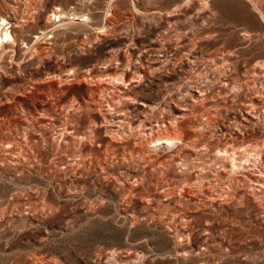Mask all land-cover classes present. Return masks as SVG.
Returning <instances> with one entry per match:
<instances>
[{
	"label": "rangeland",
	"instance_id": "obj_1",
	"mask_svg": "<svg viewBox=\"0 0 264 264\" xmlns=\"http://www.w3.org/2000/svg\"><path fill=\"white\" fill-rule=\"evenodd\" d=\"M0 15L17 36L0 44V264H264V125L235 121L242 102L264 99V0H0ZM117 66L134 83L106 106L116 125L180 120L189 91L207 96L189 113L203 115L197 146L146 182L145 161L120 159L135 143L126 125L114 134L118 161H83L109 151L105 127L90 130L100 117L90 88L116 86ZM15 113L25 127L7 122ZM222 165L231 178L217 176ZM209 179L214 202L184 195Z\"/></svg>",
	"mask_w": 264,
	"mask_h": 264
},
{
	"label": "bare ground",
	"instance_id": "obj_2",
	"mask_svg": "<svg viewBox=\"0 0 264 264\" xmlns=\"http://www.w3.org/2000/svg\"><path fill=\"white\" fill-rule=\"evenodd\" d=\"M257 1V0H256ZM210 2V1H209ZM205 4V3H204ZM208 4V2H207ZM83 17V15H81ZM51 17L53 18L54 17V20H56L57 22L58 21H61L62 20V14L61 13H58L56 11L52 12L51 13ZM65 18V16H63ZM69 17V16H68ZM82 17H81V20H82ZM79 18V17H78ZM77 18V19H78ZM80 19V18H79ZM6 17L4 16H1L0 15V44L1 46L3 47H7L9 45H12L15 41V38L17 36H14L15 34L9 30V28H6L5 25L8 24L7 21H6ZM61 26V25H60ZM45 37V36H44ZM11 48V47H9ZM41 48V47H40ZM41 49H44V48H41ZM36 50V49H35ZM43 51V50H42ZM50 51V50H49ZM39 52V51H38ZM48 52V51H47ZM34 55V54H33ZM116 56V55H115ZM117 59H119L118 55L116 57ZM114 59V58H113ZM112 59V60H113ZM121 60V59H119ZM133 60V59H132ZM112 62V61H111ZM114 62V61H113ZM122 62V61H120ZM130 63V61H128ZM128 63V65L126 66H130ZM121 64V63H120ZM123 64V63H122ZM121 64V65H122ZM131 64V63H130ZM226 64V63H225ZM225 64L222 66V77L220 78V82L223 84L224 88H227L229 87L232 83L231 81L232 80H229L227 79L228 78V75L226 73L227 71V67L225 66ZM120 65V66H121ZM125 65V64H124ZM123 65V66H124ZM133 65V63H132ZM227 65V64H226ZM131 67V66H130ZM229 68V67H228ZM113 69V68H112ZM117 72L121 71V78H118V81L116 82V86L114 87H111L109 86L108 84H103V83H99V84H96L97 86L96 87H89L90 88V91L93 95H95L96 97V100L94 101V107H96V109H99L100 110V117H96V121L91 124V131L92 133L95 135L96 137V134L98 133V128L101 127V126H104L105 127V135H104V140L106 143L105 147H107V151L108 153H106L104 156L102 157H95L92 159L90 158V161H87V159L85 158L83 161L85 162H88L89 166L92 167V166H95V167H98L99 169H103L104 168H107L108 164L111 163L110 161L111 160H116L118 161L119 159V153H118V150H117V145H115V142L114 140H116V137L114 136V134L118 133H123L125 132V129H127L128 127V130L130 129L132 134H129V135H133L134 136V141L135 143H133L134 145L131 144V146L128 148V152H124V154L120 157V159L122 161H126V160H130L129 162H131V160L133 161H141L143 160V162L145 161L148 168H144L143 170H141L139 172V174H137L136 176H138L139 178H142V176H145L147 178H151V176L153 175V173L155 171H158V170H163V172L165 171L166 173L169 171V169L167 167H170V163L173 162L175 160V157L176 155H178V153H185L187 151L188 148H194L197 146V136L199 135V128L200 126L198 125H201V122L203 121L202 117L203 115H195V117H193L192 115V112L194 109H196L198 106H201V104H203L205 101H207V96L205 95V90L203 88H199L198 87V90L193 92V91H189V95L192 97V100H194V103H191L189 106H187L186 109L189 110V112H183V110L181 111L180 108H183V107H179L180 109V115H179V118L180 120H177V117H173V119L171 121H168V122H165L162 120V122H156V124H153L152 122H144L143 119H140L139 123L136 124L134 122V120L130 119V120H125V113H122L124 114L125 116L123 118H120V120H118L120 122V124L116 125V122H112L111 120V113L109 110V107H112L115 105L116 103V99H118L120 97V95L117 93L120 91L119 90H123L125 92H127V95H128V91L129 90H132L131 86L133 85L132 83V80L130 79V77H128V71H127V68L125 69H122V68H119L118 66L114 68ZM219 69V68H218ZM262 69V68H261ZM220 70V71H221ZM127 71V72H126ZM141 76H145L148 74L149 75V71L148 69H146L144 66H142L141 68H139L137 70ZM116 72V73H117ZM211 72V71H210ZM255 73V72H253ZM258 73V71H257ZM261 73V72H260ZM259 73V74H260ZM128 74V75H127ZM258 74V75H259ZM127 75V76H126ZM213 75V74H212ZM130 76V75H129ZM261 76V75H259ZM256 77V76H255ZM205 78V77H204ZM209 78V77H207ZM121 80V81H120ZM124 84L123 87L120 85V84ZM127 85V86H126ZM239 86V85H238ZM253 86H251V88L253 89ZM256 86V85H255ZM262 86V85H261ZM203 87V86H202ZM131 88V89H130ZM223 88V89H224ZM241 88V87H240ZM263 88V87H262ZM256 89V88H255ZM258 89V88H257ZM264 89V88H263ZM207 90V89H206ZM239 90V89H238ZM242 90V89H241ZM250 90V89H249ZM251 91V90H250ZM256 90H252V92H254ZM221 92V91H220ZM223 92V91H222ZM109 93V94H108ZM234 93V92H233ZM259 93V92H258ZM226 94V93H225ZM238 94V93H237ZM240 94V93H239ZM257 94V93H256ZM262 94V93H261ZM126 95V94H125ZM222 95V94H220ZM118 96V97H116ZM226 96V95H225ZM264 97V95H262ZM110 99H109V98ZM223 97V96H222ZM257 97V96H255ZM254 97V98H255ZM260 98V97H259ZM15 101V105L17 104H20V100L18 99L17 96H13V98ZM252 99V98H250ZM131 100V99H129ZM213 100V99H212ZM258 101H254L253 100H249V103H247L246 101L245 102H242V105L244 106V109L241 110L239 113L241 114V118H236L235 117V121L238 123L237 124V127L238 126H241L240 128L242 127H248V125H259L263 123L264 125V99L262 98L261 100L257 99ZM119 101V100H118ZM117 101V102H118ZM244 101V100H243ZM92 102V101H91ZM43 103V102H42ZM89 103V102H88ZM141 103L143 106H145L147 109L151 108V105L147 104V103H144V102H139ZM106 106H108V110L106 109ZM115 108V107H114ZM178 108V107H177ZM240 108V107H239ZM47 109V106L44 104L42 106V110L45 111ZM153 110H155L153 108ZM208 110V109H207ZM150 111V110H149ZM209 111V110H208ZM31 112V111H30ZM117 112V111H116ZM120 112V111H118ZM148 112V111H147ZM207 112V111H206ZM204 112V114L206 113ZM115 113V112H113ZM150 113V112H149ZM191 113V114H189ZM31 114V113H30ZM116 114V113H115ZM208 115V119L209 121L207 122L208 124L210 123V121H212V119H214V114L213 113H210V112H207L206 113ZM205 114V115H206ZM16 116H11L9 115V118H8V121L9 124L11 126H16V127H25L27 125V122L25 120H23L22 118H20L18 116V113H15ZM114 115V114H113ZM153 115V114H152ZM146 115H144L145 117ZM250 116V118L248 117ZM128 117V116H126ZM252 117V118H251ZM128 119V118H127ZM186 119H190L189 120V127L190 129H188V127H186V123H185V120ZM207 119V120H208ZM34 120H36L38 122V128H42L44 127L45 125V121L42 120L39 116H37L35 114L34 116ZM136 120V119H135ZM146 120V119H145ZM215 120V119H214ZM160 121V120H159ZM246 122V123H243ZM29 122V120H28ZM234 122V121H233ZM235 123V122H234ZM107 124H109V126H107ZM136 124V125H135ZM211 124V123H210ZM126 125V127H124ZM125 129H124V128ZM262 127V126H261ZM119 128H123V131L120 132V129ZM203 128V127H202ZM252 128V127H250ZM259 128V127H258ZM247 129V128H246ZM212 130V129H211ZM90 131V132H91ZM127 131V130H126ZM230 131V130H229ZM227 132V131H225ZM225 132H223V135L225 137L224 140H225V143H229V141L231 140L230 138H227L226 135H225ZM245 132V131H244ZM256 132V131H255ZM7 133V132H6ZM108 133V134H107ZM130 133V132H129ZM127 135V134H126ZM118 136V135H116ZM216 136V135H214ZM115 137V139L113 138ZM120 137V136H119ZM77 138V137H76ZM132 138V137H131ZM214 138V137H213ZM230 139V140H229ZM94 140V139H93ZM223 140V141H224ZM85 141V140H84ZM96 141V140H95ZM233 141V140H232ZM103 143V142H102ZM159 143H163L165 144L168 148H173L171 150V153L164 156L162 155L161 153L158 152L157 150V144ZM252 146V145H251ZM206 147V146H205ZM257 147V146H255ZM83 151L86 150L85 147H81ZM192 148V149H193ZM217 148V147H216ZM203 149V148H202ZM231 149V148H230ZM234 149V148H233ZM238 149V148H236ZM245 149V148H244ZM247 149V148H246ZM251 149V148H250ZM242 150V149H241ZM257 150V149H256ZM105 151V149H104ZM243 151V150H242ZM86 152V151H85ZM220 152H223L225 153L226 155L229 154V152H231V150L229 149H225V150H222L220 149L219 150V153ZM249 152V151H247ZM259 152V151H258ZM257 152V153H258ZM197 153V152H196ZM217 153V152H216ZM242 153V152H241ZM199 154V153H198ZM221 154V153H220ZM260 156H261V160L264 162V151H261L260 153ZM74 155V154H73ZM183 155V154H182ZM180 156V155H179ZM185 155H183L184 157ZM216 157H221V155H218L216 154L215 155ZM232 156V155H230ZM234 156V155H233ZM256 156V155H255ZM181 157V156H180ZM186 157V156H185ZM223 157V156H222ZM258 157V156H257ZM177 158V157H176ZM224 158V157H223ZM226 158H228V155L226 156ZM232 159V158H231ZM115 161V162H116ZM121 161V162H122ZM132 161V162H133ZM142 162V163H143ZM144 162V163H145ZM113 163V162H112ZM117 163V162H116ZM174 163V162H173ZM196 163V162H195ZM214 163V162H213ZM139 164V163H138ZM141 165V164H140ZM161 167V165L163 166L162 169H159V166ZM209 165V164H208ZM206 165V166H208ZM139 166V165H138ZM212 166V165H211ZM223 166V169H220V170H217V176H220L222 179L224 178H231V175L229 172L225 171L224 170V166L225 165H222ZM221 166V167H222ZM236 166L235 164L232 166V168ZM238 166V164H237ZM226 167V166H225ZM139 169V168H138ZM204 169V168H203ZM237 169V168H236ZM102 170V171H103ZM234 170V169H232ZM106 172V171H105ZM210 172V171H209ZM193 174V173H192ZM208 176V175H207ZM199 176H197L198 178ZM206 177V176H204ZM138 178V180H140ZM219 178V177H218ZM141 179V180H142ZM204 179V178H203ZM140 180V181H141ZM145 180V179H143ZM210 180V179H209ZM147 180H145L146 182ZM231 181V180H229ZM256 181V184L258 186H261V185H264V177H260L258 179H255ZM144 182V181H143ZM197 183V182H196ZM210 185L207 186L206 184V187L204 185L205 188H197V187H186L185 190H183V193L185 196H187V198L189 200L191 199H194L196 198V195L202 191L203 194H204V197L207 200H210V201H213L215 200L214 199V188H215V183H213V180L209 181L208 182ZM254 183V182H253ZM225 184V183H224ZM247 184V183H246ZM158 185V184H157ZM229 185V184H228ZM150 186V185H149ZM203 187V186H202ZM171 188V187H170ZM173 188V187H172ZM171 188V189H172ZM222 188V187H221ZM217 189V188H216ZM215 189V190H216ZM234 189V188H233ZM255 190V189H254ZM222 194V193H221ZM197 195V196H198ZM230 196V195H229ZM198 198V197H197ZM186 199V200H188ZM199 200V198L197 199ZM214 202V201H213Z\"/></svg>",
	"mask_w": 264,
	"mask_h": 264
}]
</instances>
